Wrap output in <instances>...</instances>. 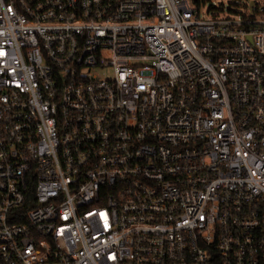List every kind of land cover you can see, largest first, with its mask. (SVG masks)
<instances>
[{"label": "built area", "instance_id": "built-area-1", "mask_svg": "<svg viewBox=\"0 0 264 264\" xmlns=\"http://www.w3.org/2000/svg\"><path fill=\"white\" fill-rule=\"evenodd\" d=\"M0 0V264H264V6Z\"/></svg>", "mask_w": 264, "mask_h": 264}, {"label": "rangeland", "instance_id": "rangeland-1", "mask_svg": "<svg viewBox=\"0 0 264 264\" xmlns=\"http://www.w3.org/2000/svg\"><path fill=\"white\" fill-rule=\"evenodd\" d=\"M260 6H264V0H255ZM247 0H203L200 8L201 16L219 12L221 15H229L244 12Z\"/></svg>", "mask_w": 264, "mask_h": 264}, {"label": "trees", "instance_id": "trees-1", "mask_svg": "<svg viewBox=\"0 0 264 264\" xmlns=\"http://www.w3.org/2000/svg\"><path fill=\"white\" fill-rule=\"evenodd\" d=\"M197 4H200L201 3V0H195Z\"/></svg>", "mask_w": 264, "mask_h": 264}]
</instances>
